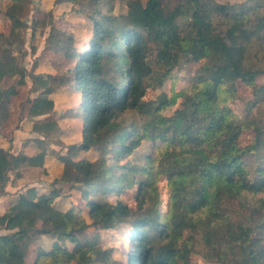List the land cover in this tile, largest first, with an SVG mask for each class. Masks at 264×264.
<instances>
[{
	"label": "trees",
	"instance_id": "obj_1",
	"mask_svg": "<svg viewBox=\"0 0 264 264\" xmlns=\"http://www.w3.org/2000/svg\"><path fill=\"white\" fill-rule=\"evenodd\" d=\"M6 1L3 13L11 28L0 37L18 44L29 0ZM58 1L83 6L79 11L92 22L87 44L59 76L79 92L72 115L82 121L80 142L59 156L61 179L78 188L90 222L79 209L57 208V190L30 186L0 216L7 231L0 234V264H187L198 246L205 248L204 258L219 264H264V167L251 176L245 159L264 149V84L255 81L264 75V0ZM116 4L125 12L116 14ZM200 51L206 60L179 92L182 109L165 116L159 104L144 101L146 78L155 70L165 77L180 57ZM6 77L20 85L29 78L36 94L25 102L24 116L43 144L58 128L49 96L57 76L27 71L16 55L0 53L1 125L14 87H2ZM237 81L255 92L244 118L231 108ZM129 112L140 118L124 124ZM248 127L254 137L242 146L238 140ZM144 141L150 142L148 150L133 161ZM42 144L34 155L0 146V196L7 193L10 172L18 176L22 167L43 166ZM90 148L99 151L98 158L74 159ZM127 191L132 204L121 195ZM124 223H129L123 227L129 229L125 261L101 247L97 234L85 232ZM43 235L56 238L28 263L31 246Z\"/></svg>",
	"mask_w": 264,
	"mask_h": 264
},
{
	"label": "rangeland",
	"instance_id": "obj_2",
	"mask_svg": "<svg viewBox=\"0 0 264 264\" xmlns=\"http://www.w3.org/2000/svg\"><path fill=\"white\" fill-rule=\"evenodd\" d=\"M173 2V0H171ZM176 1V0H175ZM218 2L239 3L245 0H216ZM7 1L0 0V34L7 36L11 28V22L4 15ZM83 6L71 4L58 0H29L21 14V20L26 26L22 28V42L6 43L0 37V53H11L17 56L18 61L27 71L34 73H48L57 76L51 80L52 91L50 97L53 99V116L57 120L58 128L51 135L44 136L43 144L38 143L35 138H42L41 135L33 132L32 119L24 116V109L27 106L28 98L36 93L30 90L31 82L26 78V84H18L15 77H6L2 80V87L14 86L10 95V106L6 121L0 124V146L8 151L17 154L25 153L34 155L41 151L42 145L45 147V157L43 166H26L18 170V176L10 172V179L6 184V194L0 196V216L16 200L18 194L24 192L28 187L35 186L38 192H50L55 189L58 196L55 197V206L60 210H67L70 207L79 209L88 222L84 209V200L78 188L72 186L71 182L61 179L63 162L59 158L67 151V146L79 143L81 140L82 121L80 117L72 115L73 110L78 106L80 98L79 92L71 89L68 81H63L59 76L66 74V70L72 66L75 60V52L82 50L87 44V39L92 34V22L85 12L79 11ZM125 6L116 4L115 13H124ZM105 11V8H103ZM182 21V20H181ZM63 44V46H62ZM152 57V56H151ZM206 60L204 52L184 55L179 58L177 64L160 78V73L153 74L146 78L144 83V101L152 104H159L161 113L170 116L177 110L184 107V102L179 96L180 90L188 86L194 76L199 72L202 64ZM156 69V68H155ZM257 85L264 84V75H258L255 79ZM236 98L231 103L233 112L240 118L247 114L246 104L255 96L251 87L240 81L236 82ZM260 118L264 117V100L260 101ZM140 118L139 114L127 113L123 123L129 124L133 118ZM254 137V130L243 129L239 137V144L246 146L250 144ZM150 142L144 141L141 147L131 158L137 160L148 150ZM99 151L90 148L74 156V159L85 157L90 160L98 158ZM247 166L251 176L255 169L264 167V149L245 156ZM160 189L164 188L163 180H159ZM131 191L121 194L129 204H132ZM114 197V196H113ZM111 197V199H113ZM233 215L234 212H232ZM129 223H124L120 227L105 230L90 226L86 229L87 236L97 234L99 244L103 248H111L112 256L115 259L125 261V252L128 249L126 234L129 229L123 227ZM37 227L40 225L36 224ZM0 227V234L6 233ZM55 236L43 235L37 239L30 249L27 262L35 258L36 252L40 249H48ZM70 248L72 244L65 240ZM199 253L188 257L187 264H219L213 260L203 257L201 252L205 248L198 246ZM100 264V263H95Z\"/></svg>",
	"mask_w": 264,
	"mask_h": 264
}]
</instances>
